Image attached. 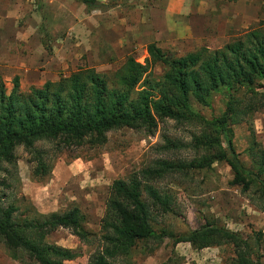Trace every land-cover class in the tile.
I'll return each instance as SVG.
<instances>
[{
	"label": "trees",
	"instance_id": "trees-1",
	"mask_svg": "<svg viewBox=\"0 0 264 264\" xmlns=\"http://www.w3.org/2000/svg\"><path fill=\"white\" fill-rule=\"evenodd\" d=\"M75 1L88 8L97 6L95 0ZM263 25L219 50L202 48L181 57H172L149 44L142 64L127 57L110 77L91 68L78 69L58 82L31 87L28 93L19 91L18 77H14L9 94L0 80V171L1 164L12 162L15 149L22 147L37 161L35 176L44 175L47 167L42 153L34 147L37 142L60 140L67 145L101 146L109 131L120 128L151 132L157 119L195 122L203 127L194 136L193 148L202 152L195 163L159 162L128 182H112L102 218L101 248L90 264H113L117 258L128 256L138 244L160 243L164 237L175 245L186 243L198 251L231 245L234 256L230 264H261L260 257L252 260L251 245L238 232L211 221L178 236L153 231L149 224L150 205L169 213L170 198L150 185L142 186L140 178L147 182L174 170H202L223 162L233 173L232 185L240 186L242 192L256 186L254 195L263 202L259 206L264 211V150L254 152L253 144L248 149L257 162V170L250 171L241 164L231 141L232 125L244 115L264 109V86L260 83L264 81ZM38 30L44 49L51 52L44 26ZM155 65L166 69L158 79L151 74ZM233 91H243L247 99L229 95ZM214 93H229L225 111L217 118L205 120L193 111L189 101L209 107ZM142 192L148 200L141 199ZM15 211L14 206L4 208L0 199V239L5 240L14 259L28 256L38 264H63L73 254L57 246L42 245L43 237L60 228L82 242H88L90 237L78 207L51 213L42 220L15 219Z\"/></svg>",
	"mask_w": 264,
	"mask_h": 264
},
{
	"label": "rangeland",
	"instance_id": "rangeland-1",
	"mask_svg": "<svg viewBox=\"0 0 264 264\" xmlns=\"http://www.w3.org/2000/svg\"><path fill=\"white\" fill-rule=\"evenodd\" d=\"M5 1L11 4V10L14 12L13 21L7 22L6 25L15 23L13 26L16 28L24 26L25 17H22L21 13L26 4L30 6V14L39 16L38 26L43 25L45 18L42 0ZM223 1L235 4L238 0ZM243 1L251 16V24L236 31L226 30L228 39L225 43L237 41L249 31L260 29L264 24V0ZM96 3V7L86 8L83 4L70 0L68 3H55L51 10H48L55 18L54 9L61 4L66 16L74 12L76 22L68 25L72 27L70 31L62 29V33H56L54 40L48 35L47 45L51 52L45 51L52 54L57 45V48H62V53H59L54 65L58 68L53 69L51 75L45 73L47 82H58L78 69L85 68L94 69L97 73L110 77L123 65L127 57H133L140 64L144 62L147 57L146 46H136L127 56L123 55L122 51L117 55L110 47V38L105 36V33L103 34L107 37V42H104V36L99 35L96 27L87 31L78 27L82 20H88L86 9L94 13L97 12L96 8L104 7L99 1ZM0 6L1 10L5 7L3 2ZM106 9L109 10V7ZM96 21H93L92 25ZM262 28L264 29V25ZM197 50L199 49L195 51ZM164 52L172 57H181L172 47ZM164 71V67L155 65L151 69L152 77L158 79ZM12 78H0L7 94L12 89ZM260 83L264 86V81ZM42 85L22 83L19 85V91L28 93L31 87L39 88ZM228 94H212L209 107L200 106L192 99L189 101L190 106L205 120H211L225 111ZM229 95L247 99L243 91H233ZM231 128V141L238 159L245 169L256 171L257 162L251 157L248 149L253 144L254 152L264 150V109L244 115L242 120ZM201 131L203 127L195 122L178 123L165 118L157 119L151 132L126 127L109 131L106 134V142L101 146L67 145L60 140L37 142L34 147L42 153V161L47 167L45 174L40 177L34 174L37 165L34 155L18 147L15 149L13 161L1 164L0 199L4 208H16L14 218L20 220H42L51 213H63L78 207L84 215V228L90 234L88 242H82L70 231L60 228L44 236L42 245L57 246L72 253L73 258L63 264H90L92 256L101 248L102 218L112 182H128L133 176H139L142 170L149 169L159 162L173 165L195 163L202 152L193 148L194 136ZM221 144L224 148L223 140ZM233 178L231 169L223 162L214 163L211 168L202 170L189 167L174 170L147 182L140 178L142 186L150 185L161 195L170 198L169 213H162L159 208L150 205L151 228L156 233L164 232L178 236L200 229L206 226V221H211L238 232L251 245L252 260L256 261L260 257L261 264H264V211H261L259 206L263 202L254 195L256 186L242 192L240 186L231 184ZM141 199L148 200L144 192L141 193ZM196 251L186 243L175 245L171 239L164 237L160 243L138 244L131 249L128 256L117 258L113 264H230L234 256L231 245ZM190 252H193L192 255ZM206 257L212 262L210 260L209 263ZM203 258L205 260H202ZM0 264L38 263L28 256L14 259L5 240L0 239Z\"/></svg>",
	"mask_w": 264,
	"mask_h": 264
},
{
	"label": "crops",
	"instance_id": "crops-1",
	"mask_svg": "<svg viewBox=\"0 0 264 264\" xmlns=\"http://www.w3.org/2000/svg\"><path fill=\"white\" fill-rule=\"evenodd\" d=\"M42 1L45 18L42 24L49 37L54 40L56 33H62V29L70 31L72 27L68 25L76 22L74 12L66 16L61 4L54 9L55 18L48 11L55 3L58 5V2L68 3L70 0ZM95 1L102 3L105 8H96L97 12L94 13L86 9L88 20H82L78 27L86 31L96 27L100 36L105 33L110 38V47L117 55L122 51L127 56L136 46L145 47L149 44H155L163 52L172 47L181 56L202 48L215 51L228 44V41L225 43L228 39L226 30L236 31L251 24V16L243 0L235 4L223 0ZM2 2L5 7L1 10L0 6V78L9 80L18 77L19 85L44 84L47 82L45 73L51 75L52 70H56L57 66L54 65L62 48L56 45L52 54L45 51L38 30L39 16L30 14V6L27 4L21 13L25 17L23 27L16 28L13 26L15 23L6 25L13 21L14 12L8 1L0 0ZM92 20H97L95 26ZM104 37V42H107V37ZM14 51L21 53L16 54ZM206 260L210 263L211 259L206 257Z\"/></svg>",
	"mask_w": 264,
	"mask_h": 264
}]
</instances>
